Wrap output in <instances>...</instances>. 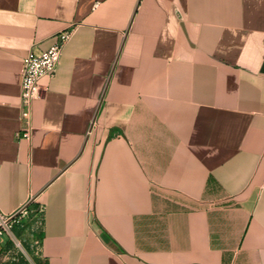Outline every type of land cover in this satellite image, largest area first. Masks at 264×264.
Listing matches in <instances>:
<instances>
[{
  "label": "crops",
  "instance_id": "obj_1",
  "mask_svg": "<svg viewBox=\"0 0 264 264\" xmlns=\"http://www.w3.org/2000/svg\"><path fill=\"white\" fill-rule=\"evenodd\" d=\"M66 29L19 138L23 61ZM25 206L7 262L14 236L35 264H264V0H0V214Z\"/></svg>",
  "mask_w": 264,
  "mask_h": 264
},
{
  "label": "built area",
  "instance_id": "obj_2",
  "mask_svg": "<svg viewBox=\"0 0 264 264\" xmlns=\"http://www.w3.org/2000/svg\"><path fill=\"white\" fill-rule=\"evenodd\" d=\"M72 37V29H66L57 34L58 41L47 51L40 53L31 52L23 61L21 71V119L26 123V128L17 133V137L31 138V115L34 100L41 98L44 91L41 80L44 77H54L66 44ZM29 212L28 206L23 207L17 214L3 216L0 214V236L12 230L14 222L22 215ZM7 256V255H6ZM12 261L18 260L14 256ZM8 258L3 257L0 264H5Z\"/></svg>",
  "mask_w": 264,
  "mask_h": 264
},
{
  "label": "rangeland",
  "instance_id": "obj_3",
  "mask_svg": "<svg viewBox=\"0 0 264 264\" xmlns=\"http://www.w3.org/2000/svg\"><path fill=\"white\" fill-rule=\"evenodd\" d=\"M32 214H33V212H31L29 210V212L25 216L22 215L21 216V222H22V224L27 225L29 223L28 221L30 220ZM6 237L7 236H4L3 238L5 239ZM13 238H14V240L12 241V245H11L12 253H11V255H8V256L9 257L16 256L18 258L24 259L28 264H35L34 263V260H33L34 256H32V253L30 255V253L28 254L26 252L28 250V245L24 241V239L21 238V237H18V239H17L14 236H13ZM2 258L3 257L0 256V260Z\"/></svg>",
  "mask_w": 264,
  "mask_h": 264
},
{
  "label": "trees",
  "instance_id": "obj_4",
  "mask_svg": "<svg viewBox=\"0 0 264 264\" xmlns=\"http://www.w3.org/2000/svg\"><path fill=\"white\" fill-rule=\"evenodd\" d=\"M7 264H28L24 259L18 258L16 261H9Z\"/></svg>",
  "mask_w": 264,
  "mask_h": 264
}]
</instances>
